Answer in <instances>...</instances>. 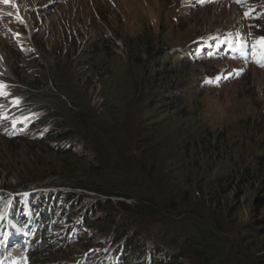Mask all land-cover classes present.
<instances>
[{
	"label": "trees",
	"instance_id": "1",
	"mask_svg": "<svg viewBox=\"0 0 264 264\" xmlns=\"http://www.w3.org/2000/svg\"><path fill=\"white\" fill-rule=\"evenodd\" d=\"M251 3L258 11L253 13L259 16L253 19L256 26L264 9L255 4L264 3ZM125 44L135 50L136 64L144 60L149 72L154 68L157 72L154 95L147 90L148 79L131 80L130 90L119 79L106 80V88L125 93L135 116L115 102L99 113L75 82L69 58L38 45L48 64L44 75L57 91L47 84L45 95L30 87L20 96V105L22 113L32 114L33 125L46 129L32 143L50 156V165L36 163L40 167L21 176L18 186L0 190V215L5 223L8 212L16 210L13 194L18 192L61 198L63 205L60 215L55 214L56 206L40 213L29 247L12 256H18V264H70L73 227L55 235L51 225L61 215L72 221L79 212L86 228L111 237L109 250L121 253L118 264H264V228L243 222L240 216L246 207H264L263 119H241L244 128L237 136L228 129L217 132L201 125L185 96V82L179 79L188 78L185 68L193 64L192 57L196 59L193 46L200 41L185 53L174 54L173 58L180 57L177 64L169 62L163 70L160 58L168 53L167 46L151 30L125 38ZM221 48L232 57L250 55L264 61L259 46L237 51L233 45L211 46L204 41L200 54L221 56ZM79 61L96 73L107 71V61L98 51ZM75 144L90 151L95 162L87 163L85 155L74 151ZM247 193L252 197L243 201ZM98 212L103 214L95 217ZM77 240L87 247L82 238Z\"/></svg>",
	"mask_w": 264,
	"mask_h": 264
},
{
	"label": "rangeland",
	"instance_id": "2",
	"mask_svg": "<svg viewBox=\"0 0 264 264\" xmlns=\"http://www.w3.org/2000/svg\"><path fill=\"white\" fill-rule=\"evenodd\" d=\"M254 1L264 3L263 0H8V3L0 0L9 11L3 15L10 14L0 15L3 20L0 19V85H7L2 90L8 93L0 95L8 99L7 104L0 103V190L18 186L21 176L40 167L36 163L50 165V156H45L43 148L32 143V139L42 137L46 129L33 125L32 114L22 113L20 105V96L27 94L30 87L39 88L45 95L47 84L56 90L51 78L44 75V70L48 71L44 67L48 64L39 44L46 46L49 52L62 51L63 56L69 58L73 63L71 72L76 77L75 82L85 90L95 110L103 113L105 105L115 102L126 105V110L135 116L136 111L130 108L125 93L106 88V80L119 79L130 90L131 80L148 79L147 90L154 95L152 81L156 80L157 72L155 68L149 72V64L144 60L142 64H136V52L129 50L125 38L138 37L151 30L154 37L167 46L168 53L160 58L162 70L169 62L177 64L180 57L173 58L174 54L184 52L190 44L200 41L199 45L193 46L196 59L192 57V60L195 62L185 68L189 72L188 78L179 79L185 82V96L201 125L217 132L228 129L237 136L244 128L241 119L254 117L264 121V67L255 57H232L224 48L218 51L221 56L200 54L204 41L211 46L230 45L237 34L247 41L248 50H252L256 36L264 34V18L253 25V19L259 17L253 16L258 11L254 12V6H249ZM43 5L49 7L45 9ZM255 5L259 10L264 9L263 4ZM97 51L99 57L107 61L106 72L96 73L91 65L79 61ZM143 57L147 59L145 55ZM35 61L44 66L37 67ZM162 79L158 81L162 82ZM16 100L19 103H15ZM12 106L14 108L10 110ZM54 143L51 141L50 145ZM73 149L85 155L87 163L95 162L91 152L82 151L79 144ZM81 163L87 168L86 162ZM31 193H14L16 210L8 212L5 223L0 215V261H3L0 264H18V256L12 255L29 247L36 235L40 213L56 206V215H60L61 198L48 200ZM251 197L252 193H247L243 201ZM2 205L0 196V209ZM102 214L98 212L95 217ZM240 216L244 217L243 222L264 228V207H246ZM82 220V215L77 212L72 221H66L61 215L51 225V233L55 235L73 227L70 264H111L113 261L118 264L121 253L116 255L109 250L111 237L84 227ZM10 234L23 237L18 248L10 244ZM78 238H82L87 247L80 246Z\"/></svg>",
	"mask_w": 264,
	"mask_h": 264
},
{
	"label": "snow or ice",
	"instance_id": "3",
	"mask_svg": "<svg viewBox=\"0 0 264 264\" xmlns=\"http://www.w3.org/2000/svg\"><path fill=\"white\" fill-rule=\"evenodd\" d=\"M5 3H8V0H4ZM237 2H241V0H237ZM250 13H246V15H249ZM21 22L23 20L21 19ZM232 45L236 47L237 51H243L245 47L247 46V41L239 36L237 34L236 38L231 41ZM259 46L260 52L258 53L259 56H264V37H260L254 45H252L253 48ZM258 63H260V66L264 67V61L258 60ZM7 88V85H0V95H8V93L4 92L2 89ZM15 103H19L18 100L14 101Z\"/></svg>",
	"mask_w": 264,
	"mask_h": 264
},
{
	"label": "bare ground",
	"instance_id": "4",
	"mask_svg": "<svg viewBox=\"0 0 264 264\" xmlns=\"http://www.w3.org/2000/svg\"><path fill=\"white\" fill-rule=\"evenodd\" d=\"M20 1V0H19ZM56 1V0H55ZM38 2H40V1H38ZM0 4H1V2H0ZM22 4V3H21ZM44 7H45V9H47V7H49V6H46V5H43ZM2 13V12H1ZM0 13V15H3V14H1ZM3 16H8V15H3ZM5 18V17H4ZM1 19V18H0ZM1 21H3L2 19H1ZM0 21V22H1ZM2 23V22H1ZM4 31H5V29H4ZM2 97L0 96V99H1Z\"/></svg>",
	"mask_w": 264,
	"mask_h": 264
},
{
	"label": "built area",
	"instance_id": "5",
	"mask_svg": "<svg viewBox=\"0 0 264 264\" xmlns=\"http://www.w3.org/2000/svg\"><path fill=\"white\" fill-rule=\"evenodd\" d=\"M64 147H67L66 145L62 144ZM83 234V233H82Z\"/></svg>",
	"mask_w": 264,
	"mask_h": 264
},
{
	"label": "clouds",
	"instance_id": "6",
	"mask_svg": "<svg viewBox=\"0 0 264 264\" xmlns=\"http://www.w3.org/2000/svg\"><path fill=\"white\" fill-rule=\"evenodd\" d=\"M65 145V144H64ZM67 146V145H66Z\"/></svg>",
	"mask_w": 264,
	"mask_h": 264
}]
</instances>
